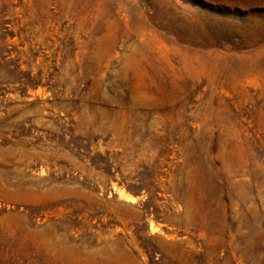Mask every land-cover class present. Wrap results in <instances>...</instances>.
<instances>
[{
    "label": "rangeland",
    "instance_id": "1",
    "mask_svg": "<svg viewBox=\"0 0 264 264\" xmlns=\"http://www.w3.org/2000/svg\"><path fill=\"white\" fill-rule=\"evenodd\" d=\"M0 264H264V0H0Z\"/></svg>",
    "mask_w": 264,
    "mask_h": 264
}]
</instances>
